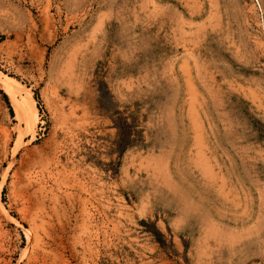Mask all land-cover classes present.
I'll list each match as a JSON object with an SVG mask.
<instances>
[{"label":"rangeland","instance_id":"1","mask_svg":"<svg viewBox=\"0 0 264 264\" xmlns=\"http://www.w3.org/2000/svg\"><path fill=\"white\" fill-rule=\"evenodd\" d=\"M0 264H264V0H0Z\"/></svg>","mask_w":264,"mask_h":264},{"label":"bare ground","instance_id":"2","mask_svg":"<svg viewBox=\"0 0 264 264\" xmlns=\"http://www.w3.org/2000/svg\"><path fill=\"white\" fill-rule=\"evenodd\" d=\"M6 90H7V92L11 95V99H12V101H13V103H14V107H15V109H16V111H17V115H18V117L20 118V120H28L29 118L32 120V124L33 125H36L37 124V118H38V110H37V107H36V104H35V101L33 100V98L30 96L29 97V99H27V101H22V102H20V103H17L16 102V96L18 95V93H19V90L17 89V88H15L14 86H11V85H8L7 86V88H6ZM28 105H32L31 106V108L30 109H28ZM29 119V120H30ZM28 122V121H27ZM30 124V123H29ZM31 124V125H32ZM55 155V154H54ZM81 155V154H80ZM51 161V160H50ZM50 165V164H49ZM58 174V173H57ZM48 175V174H47ZM94 175V174H93ZM51 179V178H50ZM32 180V179H31ZM45 180V179H44ZM61 180V179H60ZM93 182V181H92ZM30 183V182H29ZM49 184V183H48ZM82 184V183H81ZM78 185V187H79V184H77ZM170 186V185H169ZM77 187V188H78ZM80 187H82V186H80ZM83 188V187H82ZM96 188V187H95ZM36 189H38V188H36ZM92 189V188H91ZM37 191V190H36ZM41 192V191H40ZM72 192H74V191H72ZM91 191L89 190V192L88 193H90ZM93 192V191H92ZM91 192V193H92ZM90 193V194H91ZM24 194V193H23ZM70 194V193H69ZM68 193H67V195H68V197L70 196ZM93 194H95L94 192H93ZM41 195V194H40ZM73 195V194H72ZM75 195H76V193H75ZM74 195V196H75ZM80 195V194H79ZM85 195V194H84ZM92 195V194H91ZM34 196H36V194L34 195ZM74 196H71L72 198L74 197ZM78 196V195H77ZM80 197H81V195H80ZM80 197H78L79 199H80ZM83 197V196H82ZM86 198V197H85ZM84 198V199H85ZM91 198H94V197H91ZM28 199V198H27ZM30 199V198H29ZM70 199V198H69ZM68 198H67V200H69ZM78 199V200H79ZM83 199V200H84ZM88 199V198H87ZM29 201V200H28ZM82 201V200H81ZM86 200H84V202H85ZM76 202V201H75ZM83 202V201H82ZM87 202H89V199H88V201H86V203ZM92 202H93V200H92ZM97 202V201H96ZM63 203V202H62ZM69 203V202H68ZM81 203V202H80ZM78 204V205H81V204ZM42 204V203H41ZM69 204H71V203H69ZM89 204H90V202H89ZM96 204V203H95ZM98 204V203H97ZM96 204V205H97ZM60 205V204H59ZM84 205H86V204H84ZM91 205V204H90ZM93 205V204H92ZM28 206V205H27ZM65 206V205H64ZM66 206H67V204H66ZM94 206V205H93ZM92 206V207H93ZM37 207V206H36ZM56 207V206H55ZM88 207V206H87ZM91 207V206H90ZM26 208V207H25ZM62 208V207H61ZM63 208H66V207H63ZM69 208V207H68ZM71 208H73V207H71ZM80 208V207H79ZM78 208V209H79ZM94 208V207H93ZM84 209V208H83ZM92 209V208H91ZM95 209V208H94ZM108 209V208H107ZM37 210H39V209H37ZM47 210V209H46ZM60 210V209H59ZM64 210V209H63ZM73 210H75V209H73ZM82 210V209H81ZM81 210H80V212H81ZM87 210V209H86ZM34 211V210H33ZM55 211V210H54ZM67 211V210H66ZM66 211L65 212H63L64 214L66 213ZM76 211V210H75ZM83 211V213L85 212L84 210H82ZM99 211H100V208H99ZM106 211V210H105ZM37 212V211H36ZM35 212V213H36ZM47 212V211H46ZM56 212H57V210H56ZM77 212V211H76ZM88 212V211H87ZM91 212V211H90ZM97 212V211H96ZM102 212V211H101ZM49 213V212H48ZM92 213V212H91ZM99 213V212H98ZM50 214V213H49ZM59 214V213H58ZM69 214V213H68ZM75 214V213H74ZM81 214V213H80ZM102 214V213H101ZM61 215H63V214H61ZM77 215V214H76ZM87 215V214H86ZM90 215V214H89ZM89 215H87L88 217H89ZM92 215V214H91ZM108 215V214H107ZM60 216V215H59ZM59 216H58V218H59ZM73 216V215H72ZM83 216H85V213H84V215H82L81 217H83ZM105 216H106V214H105ZM48 217V216H47ZM52 217V216H51ZM57 217V216H56ZM69 216L67 215V217L66 218H68ZM35 218H37V217H35ZM48 218H50V217H48ZM73 218H74V216H73ZM90 218V217H89ZM95 218V217H94ZM98 218V217H97ZM102 218V217H101ZM40 219V218H39ZM45 219H46V217H45ZM45 219H43V220H45ZM52 219H53V217H52ZM76 219H77V217H76ZM79 219V218H78ZM83 219V218H82ZM81 219V220H82ZM60 220V218L58 219V221ZM66 221H68V220H66ZM78 221V220H77ZM77 221H76V223H77ZM92 221V220H91ZM33 222V221H32ZM42 222V221H41ZM45 222V221H44ZM69 222V221H68ZM90 222V221H89ZM43 223V222H42ZM72 223V222H71ZM82 223H84V222H82ZM47 224V223H46ZM67 224V223H66ZM78 224H80V222L78 223ZM62 225H64V224H62ZM85 225V224H84ZM50 226V225H49ZM38 227V226H37ZM41 228H42V226H40ZM65 227V226H64ZM33 228V227H32ZM80 228V227H79ZM61 229H62V227H61ZM63 229H65V228H63ZM115 230V229H114ZM44 232H45V230H43ZM46 233V232H45ZM64 233V232H63ZM34 235V234H33ZM36 235V234H35ZM34 235V236H35ZM35 240V239H34ZM40 240V239H39ZM98 240H100V239H98ZM107 242V241H106ZM105 242V243H106ZM59 245V244H58ZM114 246V245H113ZM117 247V246H116ZM121 247V246H120ZM4 248V247H3ZM109 248V247H108ZM112 248V247H111ZM63 249V248H62ZM118 249H119V247H118ZM115 251V250H114ZM116 253V252H115ZM121 254V253H120ZM110 257V256H109ZM117 259V258H116ZM112 261V260H111Z\"/></svg>","mask_w":264,"mask_h":264}]
</instances>
